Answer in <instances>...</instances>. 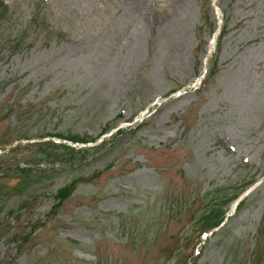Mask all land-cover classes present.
I'll return each mask as SVG.
<instances>
[{"label":"rangeland","instance_id":"rangeland-1","mask_svg":"<svg viewBox=\"0 0 264 264\" xmlns=\"http://www.w3.org/2000/svg\"><path fill=\"white\" fill-rule=\"evenodd\" d=\"M138 2L0 0V264H264V0Z\"/></svg>","mask_w":264,"mask_h":264},{"label":"trees","instance_id":"trees-1","mask_svg":"<svg viewBox=\"0 0 264 264\" xmlns=\"http://www.w3.org/2000/svg\"><path fill=\"white\" fill-rule=\"evenodd\" d=\"M72 139H74V138H72ZM80 141H88V139L82 138ZM55 146H62L63 149L70 150V153H73V152L77 153L78 152V150L74 151L72 146L63 145V144L55 145ZM18 147L19 146L17 145L16 148H18ZM9 149H10V151L14 150L13 148H9ZM40 153H41L40 157L43 156V158H41V159L46 161V162H52L53 160H56L55 156H53V154L51 152L49 153L46 150L41 149ZM16 167H15V169H16ZM17 170L20 172L30 171L27 168H19V167H17ZM44 170H46V169H41V171H39V169H38V171L41 172L42 174H44L43 173ZM65 188H66V185L65 186H58L55 189L56 195L59 192L64 191ZM214 202H215V200H214ZM217 209H218L217 207L211 206L208 212H204V214L201 215V218L197 222L192 224L193 229L197 228L199 231L198 232L199 233L198 240L200 239L201 232L204 233L205 231L212 229L214 226H217V224H219V222L222 220V218H223L222 217V210L219 212V210H217Z\"/></svg>","mask_w":264,"mask_h":264},{"label":"bare ground","instance_id":"bare-ground-1","mask_svg":"<svg viewBox=\"0 0 264 264\" xmlns=\"http://www.w3.org/2000/svg\"><path fill=\"white\" fill-rule=\"evenodd\" d=\"M136 1H137V0H136ZM138 3H139V4H140V3L142 4V3H143V0H139V2H138Z\"/></svg>","mask_w":264,"mask_h":264}]
</instances>
